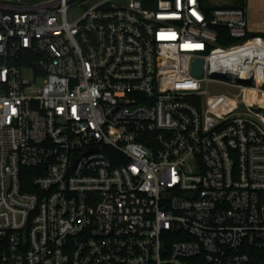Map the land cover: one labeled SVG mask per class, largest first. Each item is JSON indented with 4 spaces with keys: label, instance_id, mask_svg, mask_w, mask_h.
<instances>
[{
    "label": "built area",
    "instance_id": "1",
    "mask_svg": "<svg viewBox=\"0 0 264 264\" xmlns=\"http://www.w3.org/2000/svg\"><path fill=\"white\" fill-rule=\"evenodd\" d=\"M248 27L202 0H0V264H252L264 37Z\"/></svg>",
    "mask_w": 264,
    "mask_h": 264
},
{
    "label": "trees",
    "instance_id": "2",
    "mask_svg": "<svg viewBox=\"0 0 264 264\" xmlns=\"http://www.w3.org/2000/svg\"><path fill=\"white\" fill-rule=\"evenodd\" d=\"M29 1H38V0H29ZM202 4L204 8L206 9H216L219 7H225V8H242V9H247V1L246 0H236L232 4L224 5V6H212L209 2V0H202ZM217 32L219 33V42L218 44L221 46H230L233 43L236 42L235 39H233L230 36L229 30L226 28H216ZM250 36H262L264 37L263 34H253L249 32V37ZM21 174H22V182L24 185V189L30 190L32 187L33 179L36 176V169L34 168H22L21 169ZM252 264H264V250H259V249H251L249 250Z\"/></svg>",
    "mask_w": 264,
    "mask_h": 264
},
{
    "label": "rangeland",
    "instance_id": "3",
    "mask_svg": "<svg viewBox=\"0 0 264 264\" xmlns=\"http://www.w3.org/2000/svg\"><path fill=\"white\" fill-rule=\"evenodd\" d=\"M236 0H209L212 6H224L234 3ZM249 31L253 34L264 35V0H246ZM215 92L225 93L227 86L215 87Z\"/></svg>",
    "mask_w": 264,
    "mask_h": 264
},
{
    "label": "bare ground",
    "instance_id": "4",
    "mask_svg": "<svg viewBox=\"0 0 264 264\" xmlns=\"http://www.w3.org/2000/svg\"><path fill=\"white\" fill-rule=\"evenodd\" d=\"M251 56L253 63H264V51H260L258 56L255 52H251Z\"/></svg>",
    "mask_w": 264,
    "mask_h": 264
},
{
    "label": "water",
    "instance_id": "5",
    "mask_svg": "<svg viewBox=\"0 0 264 264\" xmlns=\"http://www.w3.org/2000/svg\"><path fill=\"white\" fill-rule=\"evenodd\" d=\"M195 74L200 76L202 74V61L197 60L195 63Z\"/></svg>",
    "mask_w": 264,
    "mask_h": 264
}]
</instances>
